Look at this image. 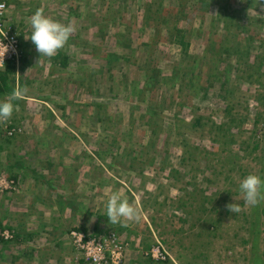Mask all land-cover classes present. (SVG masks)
I'll return each instance as SVG.
<instances>
[{
  "label": "rangeland",
  "instance_id": "rangeland-1",
  "mask_svg": "<svg viewBox=\"0 0 264 264\" xmlns=\"http://www.w3.org/2000/svg\"><path fill=\"white\" fill-rule=\"evenodd\" d=\"M0 1V264H92L71 229L119 231L122 264H264V199L238 188L264 179V0ZM37 9L75 29L51 58ZM117 190L139 221L108 222Z\"/></svg>",
  "mask_w": 264,
  "mask_h": 264
},
{
  "label": "clouds",
  "instance_id": "clouds-1",
  "mask_svg": "<svg viewBox=\"0 0 264 264\" xmlns=\"http://www.w3.org/2000/svg\"><path fill=\"white\" fill-rule=\"evenodd\" d=\"M31 33L28 38L35 45L40 56L53 57L57 51L64 47L73 33L74 26L71 23H63L50 16H47L43 9H37L29 18ZM8 45L0 42V59H3L8 51ZM17 99V93L13 92L9 97L0 99V123L7 121L13 114V101ZM264 187V179L255 173H249L240 180L239 192L245 203L249 206H255L261 199H264V193L261 188ZM236 201V200H235ZM231 212L240 211L237 202L228 205ZM106 217L111 224H117L127 221H139L141 216L139 209L134 207L120 191H113L106 203Z\"/></svg>",
  "mask_w": 264,
  "mask_h": 264
},
{
  "label": "built area",
  "instance_id": "built-area-1",
  "mask_svg": "<svg viewBox=\"0 0 264 264\" xmlns=\"http://www.w3.org/2000/svg\"><path fill=\"white\" fill-rule=\"evenodd\" d=\"M5 14V2L0 1V42L9 46L3 59H0V69L11 61L18 51L15 35L5 28ZM6 183L8 186L7 181ZM69 237L74 248L92 264H122L124 262L126 243L115 231L88 233L80 229H71Z\"/></svg>",
  "mask_w": 264,
  "mask_h": 264
},
{
  "label": "trees",
  "instance_id": "trees-1",
  "mask_svg": "<svg viewBox=\"0 0 264 264\" xmlns=\"http://www.w3.org/2000/svg\"><path fill=\"white\" fill-rule=\"evenodd\" d=\"M64 59H67V57H63ZM63 63L66 62V60L62 61ZM11 63H12V60L9 61L7 64H6V68L3 70L1 69L0 70V93L2 92H5L6 89L9 87L6 83V80H7V71L9 70V67L11 66Z\"/></svg>",
  "mask_w": 264,
  "mask_h": 264
},
{
  "label": "crops",
  "instance_id": "crops-1",
  "mask_svg": "<svg viewBox=\"0 0 264 264\" xmlns=\"http://www.w3.org/2000/svg\"><path fill=\"white\" fill-rule=\"evenodd\" d=\"M117 233L119 234V235H121L122 236V234L119 232V231H117ZM84 260V259H83Z\"/></svg>",
  "mask_w": 264,
  "mask_h": 264
}]
</instances>
